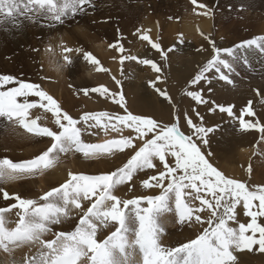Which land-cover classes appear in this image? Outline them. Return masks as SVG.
Masks as SVG:
<instances>
[{"label": "snow or ice", "instance_id": "snow-or-ice-1", "mask_svg": "<svg viewBox=\"0 0 264 264\" xmlns=\"http://www.w3.org/2000/svg\"><path fill=\"white\" fill-rule=\"evenodd\" d=\"M190 2L195 6L194 10L207 9V5L198 3V0ZM91 7H94L93 0H0V26L6 23L9 26L0 27V30H20L25 22L53 28L75 19ZM240 10H244L243 6ZM196 14L211 15L210 11ZM140 39L148 41L153 49L161 51L162 56L167 58L160 44L152 42L147 34L140 35ZM205 39H209L214 55L191 81V85L201 80L210 84L211 77L206 74L214 72L219 80L234 86L231 75L235 74V64L241 60L248 64L249 56L264 54V36L243 41L232 49H219L209 37ZM110 47L117 48V44ZM45 51L51 53L53 50L48 47ZM61 51L63 54L73 50L61 45ZM118 51L124 53L125 49L121 45ZM63 59L68 64L72 63L67 55ZM84 59L95 66L96 71H109L101 67L100 61L91 53H84ZM125 60H135L149 65L155 72L161 71L156 62L149 59L128 55L122 56L120 63L123 64ZM55 63L58 70L64 66ZM7 85L15 86L5 87ZM0 89V118H3L0 123L7 127L8 122L15 121L29 133L52 140L51 147L31 160L13 162L7 158L0 159V184L40 174L54 167L59 162L60 154L82 153L85 159H94L126 149L133 152L122 167L110 173L85 175L69 172L66 182L38 199L21 198L18 194L10 196L0 188L3 199L16 201L10 207L0 208V250L3 252L11 255L15 248L25 245L30 249L36 248V253L27 257L24 264H237V252L252 251L256 245L260 252H264V223H258V217H264V186L253 188L229 178L209 162L202 147L209 143L208 134L217 129L206 128L199 112H196L200 121L198 124L187 113L184 114L185 124L190 129L186 134L181 130L179 114L172 124L161 125L153 118L132 114L126 104L121 103L124 115L98 112L74 119L39 84L0 75ZM81 91L85 96L96 93L119 103L115 100L116 94L110 93L104 86ZM156 91L171 102L166 92L159 88ZM186 95L197 104L208 103L200 91H188ZM29 96L39 97V102H29L26 99ZM19 97L25 99L19 101ZM124 99L120 95V101ZM216 107L220 112L234 115V105ZM35 108L51 113L57 130L40 126L37 122L39 116L29 119L31 110ZM209 111L214 112L215 108ZM243 115H255L251 101L238 118L241 129L264 134V126L246 122ZM111 121H115L111 124L112 131L122 134L125 128H129L135 135H121L119 139L103 144H89L81 139L82 132L98 135L99 132H93V129L107 132ZM137 141L140 143L137 144ZM208 155L212 153L208 152ZM157 162L161 170L149 175L140 184L144 189H160V194L130 199H121L115 194L125 184L129 185L131 191L134 187L131 181L137 173L155 170ZM248 171L251 172L250 166ZM82 201H90V206L82 211L75 229L54 233L51 226L70 219L73 208L82 210ZM241 206L244 214L251 218L249 223H239L237 220V208ZM12 209L19 210L15 213L18 220L14 222L15 227L9 228L5 214ZM205 211L209 213L207 218L201 215ZM168 214L176 216L180 224H206L207 227H203L195 239L176 247H167L163 238ZM233 224L238 226L234 227ZM110 227L114 230L106 238L98 240V232ZM47 235L54 238L45 240Z\"/></svg>", "mask_w": 264, "mask_h": 264}, {"label": "rangeland", "instance_id": "rangeland-1", "mask_svg": "<svg viewBox=\"0 0 264 264\" xmlns=\"http://www.w3.org/2000/svg\"><path fill=\"white\" fill-rule=\"evenodd\" d=\"M172 1L176 3L180 2L182 18L172 21L169 49L172 48L173 50L169 52L174 68L180 72V75L177 76L176 74V76L179 78L188 77L182 85L178 86V94H176V98L173 100L176 101V103H170L167 99L166 101L165 98L156 91V89L159 88L164 92V87L161 86L160 82L162 71L155 72L149 65H142L135 60H125L123 64L120 63L122 56L128 55L138 57L139 59H148L150 53L154 52L160 57V51L153 49L149 42L139 45L140 34L138 31L142 22L141 18H137L136 20L133 19V15H136L138 12H140V16L146 14V8L149 10L152 8L154 13L159 14L161 8L159 5L154 4V2L159 4L158 0H93L94 7L88 8L87 12L75 17L72 24L74 31H64L55 39L58 42L57 49L61 51V45H63L83 57L84 53H91L100 61L101 67L109 70L108 73L114 70L115 75L109 76L108 81L103 85H98V87L104 86L113 94L121 92L122 89L125 98L123 101H128L126 94L127 88L124 89L121 86V82L124 78H127L129 83H136L138 89L144 91L141 92L144 97L151 99V101L164 100L163 102H167L169 108L172 105L175 115L171 121H169V119L161 121L158 120V118H153L161 125L172 124L180 109V105L185 101H191V98L186 95L188 91H200L204 94L203 99L210 101L213 95H221L222 91L227 90L235 101H251V103L252 101H258L257 106L263 105L264 54L249 56L248 64H245L243 60L237 62L239 67H235V74H232L233 76L231 75L234 86L219 80L214 72L206 74L208 77H211L210 84L201 80L196 85H191V81L200 72L201 68L204 66L203 64L214 54L209 39H205V37H209L212 41L213 39L204 27L203 18L192 15L193 30H190L184 25L185 8L188 9V6H190L191 11V9L195 7L191 4L190 0ZM258 1H260L263 6L255 5L249 11H247V7H243L244 10H240L242 6L234 7V5L230 4L227 0H218L216 3L209 5L211 7L207 6V9L212 13L213 24L218 32L217 40L214 41L217 48L232 49L243 41L264 36V29L261 26V23L264 21V0ZM140 9H144V11ZM83 14L84 16L82 18L86 19V24L78 21L80 20L78 17H81ZM139 15H137V17H139ZM70 20L71 19L67 21ZM98 24H100L102 28L94 29ZM160 40L161 38L158 35L152 38V42L154 43L159 44ZM113 44H117V48L110 47ZM121 45L125 49L124 53L118 51V47ZM78 49L81 51H77ZM240 54L243 55V52ZM260 69H263V71L261 72ZM236 71L239 73H236ZM46 72L47 70L42 71L39 77L31 75L30 77H32L35 84H40V79L46 75ZM1 73L8 74L3 71L2 64H0V74ZM82 74L83 71L80 75ZM105 76L107 77V75ZM237 76L238 78H234ZM113 77H115V79H113ZM157 77H159V79H157ZM95 78H98V75H95ZM116 81L120 83L117 84ZM56 82L59 81L53 79L50 84H55ZM63 82L64 81L61 80L59 83L63 84ZM153 84L155 87H153ZM95 85H97V83H95ZM43 90L46 91L45 88H43ZM71 90L75 92L77 96L85 98L88 101H86L87 103L85 101L72 102L66 101L65 98L63 101H57L64 112H66L65 108L69 109L72 104H79L78 107L73 108V111L78 112L83 105H87L88 107L93 101L92 105L101 102V100L113 101L111 99H105L96 93H89L88 96H85L80 90ZM257 90H259V95L257 94ZM119 95H117V97H119ZM150 95H152L153 98ZM29 102H39V97ZM118 104H120V101ZM243 104L245 105V102ZM216 106L217 105L214 104L208 105L203 112V125L206 128L215 127L217 129L208 134L207 139L209 143L207 146L202 147V151L206 158L214 167L229 178L244 182L246 185L253 188L264 186V134L256 130L243 131L238 119L241 117L242 110L247 109L248 104L244 106L242 110L234 111L233 116H229L226 112H220L219 108ZM255 107H251L252 111ZM213 108H215V111L210 112L209 110ZM88 109L91 110L92 108L88 107ZM96 112L98 113L101 111H82L78 119L84 114ZM102 112L115 113L108 110ZM121 113L118 112L115 114H125L124 111ZM68 114L75 118L73 114ZM242 118L246 122L258 123V125L264 126V115L258 118L243 115ZM0 121H3V118H0ZM105 122L107 121H102V123ZM193 122L197 124L200 123V121L195 122V120H193ZM113 123H115V121H111L107 132L100 129V133L93 136L90 140H86L83 134L81 135V139L89 144H103L113 139H119L121 135H135L129 128H125L122 134L112 131L111 124ZM38 124L40 126L49 127L45 119H39ZM180 125L181 130L186 134L190 132L185 121L180 119ZM78 127H81V125H78ZM50 129L57 130V127L50 123ZM26 131V129L15 123V121L8 122L7 127H5L3 123H0V159L7 158L13 162L31 160L51 147L52 140L50 138L37 137ZM139 143L140 142L137 141V144ZM208 152H211L212 155L209 156ZM132 154L133 152L131 149H126L124 152L115 151L114 154H104L94 159H85L82 153L69 152L67 154H60L59 162L55 164L58 167L57 169H47L40 174L25 176L13 182L0 184V188L7 191L10 196L18 194L21 198L38 199L44 193L66 182L69 179V172L82 173L85 175L110 173L122 167ZM169 159L171 160V158ZM249 166L251 167L250 173L248 171ZM160 170V166L157 162V168L155 170L149 169L137 173L131 181V184L134 185L131 191H129V185L125 184L120 186L115 194L121 199L160 194V189H144L140 184V181L146 180L149 175L156 174V172ZM208 198L211 199V197ZM1 200H3L2 193H0V201ZM9 200V205L5 206L0 204V208L10 207L12 204L16 203L12 202L14 199ZM196 203L198 204L199 202L197 201ZM82 204V210L73 208L71 218L64 220L60 224L52 225V231L54 233L73 231L82 215V211L90 206V201H82ZM241 208L242 206L237 208V211ZM17 211L19 210L12 209L5 214L9 221L8 226H16L14 222L18 220V217L15 215ZM241 211L244 212L243 208ZM205 212L204 214L201 213V215L207 218L209 213L207 211ZM250 220L251 218H249L248 221L250 222ZM258 223H264V217H258ZM164 227L166 231V235L163 238L164 245L167 247H176L189 240L195 239L203 230V227H207V225L201 226L197 224L189 226L187 223L180 224L177 222L176 216L168 214L165 217ZM113 230L114 228L110 227L99 231L97 239L102 240L106 238ZM53 238L52 235L44 237L45 240H51ZM36 251V248L30 249L27 246L15 248L11 255L0 250V264H11L13 261H15L16 264H24L26 258L34 255ZM235 255L237 256V264H264V259H262V257H264V252L258 250V245L253 246L252 251L244 250L235 253Z\"/></svg>", "mask_w": 264, "mask_h": 264}, {"label": "bare ground", "instance_id": "bare-ground-1", "mask_svg": "<svg viewBox=\"0 0 264 264\" xmlns=\"http://www.w3.org/2000/svg\"><path fill=\"white\" fill-rule=\"evenodd\" d=\"M217 1L218 0H198V3H203L209 6L211 4L216 3ZM227 1L230 4H233L234 7L237 6L247 7V11H249L255 5H259L261 7L263 6L258 0H227ZM158 2L159 4H157L156 2H154V4L160 6L161 11L159 14L154 13L152 8H150V10L146 8V14L140 16L139 15L140 12H138L136 15H133V19L136 20L137 18H141L142 24L140 25L138 31L140 35L147 34L151 40L153 36L156 35H158L161 38L159 44L161 46L162 51L167 53V58L165 59L162 56V52L160 51L159 52L160 57L156 55L154 52H151L148 59L156 62V64L161 68L162 71L161 80H160L161 86L164 87L163 88L164 92H166L167 95L171 98L170 103H176V101L173 100L176 98V94H178L177 93L178 86L182 85L186 81V78H188V77H183V78L177 77L180 75V72L174 68L170 52L168 51L170 46L172 21L179 20L180 18H182V12L180 11L181 4L180 2L176 3L173 2L172 0H158ZM140 10L144 11V9H140ZM185 10L186 11L184 16L185 19L184 25H186L190 30H193L192 15H195L196 17L199 18H203L204 27L207 29L208 34L212 37L213 41L217 40L218 32L215 25L213 24L211 11H210L211 13L210 16H203V15H197L196 13L209 11L208 9L195 8L194 10L193 7L190 11V6H188V9L185 8ZM137 15H139V17H137ZM83 16L84 14L81 17H78L80 18V20L78 21L86 24L87 23L86 19L85 18L83 19L82 18ZM170 17L172 19H169ZM73 21L74 19H71L70 21H67L64 25H58L53 28L40 27L35 24H28L27 22H25L20 30H12V31L0 30V64H2L3 66V71L8 73V74L1 73L0 75H9L25 83H34L30 75L34 77H39L42 71L47 70L46 75L42 79H40L39 85L41 86L42 89L45 88L48 94L52 96L56 101H63L64 98L66 99V101H72V102L88 101L85 98H81L80 96H77V94H75V92H72L71 89H74V91L76 90L81 91L82 89H91L98 87V85H103L108 81L109 76L115 75V71L112 70L111 73L96 71L95 66L89 64L84 59V57L78 55L77 52L72 51L62 54V51L57 49L58 42L55 39L64 31L73 32L74 31V28H72ZM261 26L264 29V21L261 23ZM0 27H9V26L6 23L4 26H0ZM101 28L102 27L100 24L94 27V29H101ZM139 41H140L139 45H143L144 43L148 42L141 39H139ZM48 47L52 48L53 51L51 53L45 51V49ZM33 49H38V51H33ZM64 55H67L68 57L71 58L72 60L71 64H68L64 61L63 59ZM213 55L214 54H212L208 60H210L213 57ZM55 62H59L64 66L62 68H59L58 70ZM206 62L203 65H205ZM235 67H239V65L236 63ZM263 69H260L261 72L263 71ZM82 71L83 74L80 75ZM236 73L239 72L236 71ZM95 75L96 76L98 75V78H95ZM105 75H107V77ZM234 78H238V76ZM53 79L59 82L62 80L64 82L63 84L59 82H56L55 84H50L51 80ZM95 83H97V85H95ZM12 86L15 85H7L5 87H12ZM121 86L124 89L127 88L126 94L128 101H120V95H123L122 89L121 92L116 93L115 100L120 101V104L121 103L126 104L128 111H130L132 114L146 116L150 118H158V120L161 121H166L168 119L169 121H171V119L174 117L175 112L173 111L172 105L169 108L167 102H165L166 104L163 102L164 100L151 101V99L144 97L141 93L143 90L140 91L136 83H129L127 81V78H124L121 82ZM147 92L149 93L148 90ZM117 95H119V97H117ZM202 95L204 94L202 93ZM150 96L152 97V95ZM24 99H25L24 97L18 98L19 101H22ZM26 99H28V101H34L36 97L29 96ZM190 100L191 101H185L179 107L180 109L177 114L180 115V119L182 121H184L183 118L184 114L187 113V115L190 116L192 120L198 122L199 118L196 116V112H199V114L203 116V112L208 107V105H213V104L223 105L225 107L234 105L233 107V112H234L236 110H242L243 107L248 104V101H235V99L231 95H229L227 90L222 91L221 95H213L210 98V101H208V103L197 104L192 99ZM244 102L245 105L243 104ZM92 103L91 105L88 106L89 108H92L91 110L88 109L87 105L85 106L83 105V107L78 112L73 111V108L78 107L79 105L78 103H75L78 105L72 104L73 106L71 105L69 109L65 108V111L73 114V116H75L74 119H78L79 114L82 111L95 112V110H98L102 112L108 110L113 113L114 112L121 113L122 111H124V109L121 108L120 104H118L117 102L116 104L113 101L101 100V102H98L96 104L94 103V105H92ZM257 105H258V101H252L251 107H255ZM253 111L255 115L251 116L252 118L261 117L262 115H264V104L255 107ZM38 116L40 117V119H45L48 122L49 124L48 128H50V123L53 126H56L52 114L45 112L41 108L32 109L30 112L29 119H35ZM92 131L93 132L98 131L100 133V129H96V130L93 129ZM82 134L86 137V140H90L93 136H95V135H90L87 132H82ZM57 168L58 167L55 165L50 169H57ZM12 202H16V201L12 200ZM9 203H10L9 199L8 200L3 199L0 201V204L5 206L9 205ZM241 209L237 211L238 222L249 223L248 220L250 217H247L244 214V212L241 211ZM232 226L237 227L238 224H233ZM8 227L13 228V226H8ZM262 259H264V257H262Z\"/></svg>", "mask_w": 264, "mask_h": 264}]
</instances>
